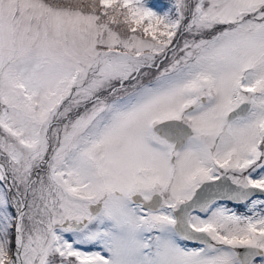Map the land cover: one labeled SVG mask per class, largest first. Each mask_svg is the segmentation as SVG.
Masks as SVG:
<instances>
[{
	"label": "snow or ice",
	"instance_id": "6c2138e0",
	"mask_svg": "<svg viewBox=\"0 0 264 264\" xmlns=\"http://www.w3.org/2000/svg\"><path fill=\"white\" fill-rule=\"evenodd\" d=\"M0 264H264V0H0Z\"/></svg>",
	"mask_w": 264,
	"mask_h": 264
}]
</instances>
